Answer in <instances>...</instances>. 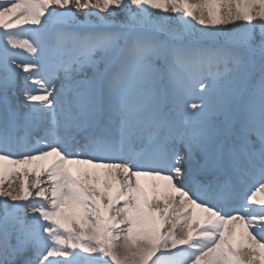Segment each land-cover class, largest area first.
Returning <instances> with one entry per match:
<instances>
[{
    "label": "snow or ice",
    "instance_id": "obj_1",
    "mask_svg": "<svg viewBox=\"0 0 264 264\" xmlns=\"http://www.w3.org/2000/svg\"><path fill=\"white\" fill-rule=\"evenodd\" d=\"M0 264H264V0H0Z\"/></svg>",
    "mask_w": 264,
    "mask_h": 264
},
{
    "label": "bare ground",
    "instance_id": "obj_2",
    "mask_svg": "<svg viewBox=\"0 0 264 264\" xmlns=\"http://www.w3.org/2000/svg\"><path fill=\"white\" fill-rule=\"evenodd\" d=\"M192 2L195 3V2H197V0H192ZM102 15H103V13H102ZM84 18H85V17L83 16V14H81V19H84ZM91 19H95V17H92ZM197 27H199V25H197ZM25 34L30 35V34H31V31H30L28 28H25ZM27 55H28V54H27L26 52L22 53L20 60H18V63H19V62H22V61H23V58H24L25 56H27ZM42 179H43V177H42ZM142 179H143L146 183H151V182H152L151 178H142ZM10 181H11V182H14V187H16L17 189H19V187H20V185H21V183H22V181H23V176H22V175H13V176L10 177ZM157 182H158V183H161V184L164 183L163 181H157ZM4 186L7 187L8 184L5 183ZM44 186L47 187L46 184H45ZM182 234H183V231H182V230H181V231H178V235H182ZM241 254H242V256H243L245 259H249V258H250L249 250H248L247 248H242V250H241Z\"/></svg>",
    "mask_w": 264,
    "mask_h": 264
}]
</instances>
